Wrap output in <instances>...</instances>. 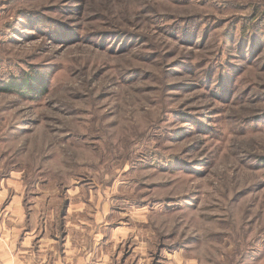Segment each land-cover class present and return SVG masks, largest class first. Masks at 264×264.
Instances as JSON below:
<instances>
[{
    "label": "rangeland",
    "instance_id": "rangeland-1",
    "mask_svg": "<svg viewBox=\"0 0 264 264\" xmlns=\"http://www.w3.org/2000/svg\"><path fill=\"white\" fill-rule=\"evenodd\" d=\"M13 210L71 263L264 264V0H0Z\"/></svg>",
    "mask_w": 264,
    "mask_h": 264
},
{
    "label": "crops",
    "instance_id": "crops-1",
    "mask_svg": "<svg viewBox=\"0 0 264 264\" xmlns=\"http://www.w3.org/2000/svg\"><path fill=\"white\" fill-rule=\"evenodd\" d=\"M15 211V210H13ZM26 213L15 211L10 212L8 215V221H11V226L14 231L8 234L7 231H1L0 236V264H115V263H85L83 258H77L78 254L74 255V259L68 258L70 256L69 248L71 243L68 239L69 244H66L63 250V256L58 254L55 244L57 243L58 235L52 237L51 230L43 229L40 232L37 231L38 238H36V229L31 231L23 230V219ZM26 216V215H25ZM3 218L0 217V220ZM37 224V223H36ZM25 225V221H24ZM34 228V227H33ZM39 230V229H38ZM13 233V234H12ZM8 236V238H7ZM56 236V237H55ZM11 243L7 242L10 241ZM33 240H37L38 244H33ZM55 248H54V247ZM60 252V250H59ZM50 254V257L48 255ZM66 254V255H65ZM58 255L60 257H58ZM65 255V256H64ZM68 255V256H67ZM62 257V258H61ZM49 262V263H45Z\"/></svg>",
    "mask_w": 264,
    "mask_h": 264
},
{
    "label": "trees",
    "instance_id": "trees-1",
    "mask_svg": "<svg viewBox=\"0 0 264 264\" xmlns=\"http://www.w3.org/2000/svg\"><path fill=\"white\" fill-rule=\"evenodd\" d=\"M31 82H34V88L33 84ZM43 84L30 78L24 79L21 81V83L13 82L10 84L6 89H4L7 92H20L21 94L25 93V95H41V93L45 90L43 89Z\"/></svg>",
    "mask_w": 264,
    "mask_h": 264
}]
</instances>
